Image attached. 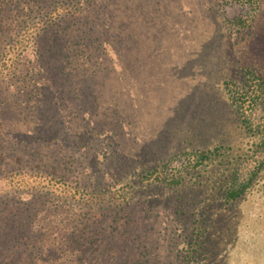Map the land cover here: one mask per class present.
<instances>
[{"label":"rangeland","instance_id":"1","mask_svg":"<svg viewBox=\"0 0 264 264\" xmlns=\"http://www.w3.org/2000/svg\"><path fill=\"white\" fill-rule=\"evenodd\" d=\"M69 1L18 0L4 6L3 18L15 17L21 27L10 44L8 34L0 36V264H129L125 258L140 257L141 264L155 257L169 264L176 253L165 252L162 243L170 230L202 243L197 248L198 259L205 260L201 263L264 264V181L237 201L224 196L228 179L244 183L264 163L263 148L248 160L238 159L256 149L225 85L242 79L239 67L264 69V0L252 6L228 0L225 11L221 0H73L79 2L75 12ZM59 17L58 27L51 22ZM75 17L79 24L69 22ZM239 18H249V26H234ZM127 24L138 36L126 59L128 73H118V58L103 55L94 67L116 71L108 80L93 76L100 85V107L90 109L109 114L118 126L102 129L99 136H76L78 119L56 109L52 84L60 75L65 79L58 67L71 66L70 57L59 56L72 46L65 38L53 41L75 27L77 34L91 30L95 36L103 28L121 30ZM40 30L47 32L36 38ZM94 44L86 52L96 49L95 61L102 51ZM13 64L18 75L8 74ZM33 71L43 85L42 98L20 86ZM110 99L117 108L102 106ZM259 109H253L256 115ZM59 130L69 132L66 140L49 143L50 134ZM216 146L223 149L216 151ZM191 149L211 153L194 167L185 152ZM52 166L58 176L67 166L68 186L74 187L77 178L80 190L48 175ZM156 167L152 178L141 175ZM171 174H180L181 180ZM263 177L264 167L258 180ZM93 189L96 193L89 195ZM82 214L85 234L82 229L76 234L88 245V238L98 235L99 263L92 255V260L75 258L81 256L78 240L66 239V228ZM178 248L184 263L189 247L182 243Z\"/></svg>","mask_w":264,"mask_h":264},{"label":"trees","instance_id":"2","mask_svg":"<svg viewBox=\"0 0 264 264\" xmlns=\"http://www.w3.org/2000/svg\"><path fill=\"white\" fill-rule=\"evenodd\" d=\"M18 0H0V36L3 37L4 35L8 34L9 35V41L8 43H12L15 39L13 35L17 36V33H19V28L21 27V24L19 23L18 20H16L15 17L13 18H3V14L5 12L4 6L6 4H9L10 7H12L15 2ZM240 2H247L248 6H252L254 1L256 0H239ZM228 3V0H221L220 6L222 8L226 7L225 4ZM79 2H75L73 0L69 1V5L73 8L74 12L78 8ZM106 8V7H105ZM158 11H160V8H158ZM225 11V8H224ZM75 15V14H74ZM73 15V16H74ZM114 17L115 15L109 16V18ZM63 18H57L52 24L56 25L59 27V22ZM123 19V18H122ZM128 19V17L126 18ZM31 19L23 22L24 26L30 21ZM74 21V25L79 24V18H73L70 19L69 22ZM250 19L249 18H239L237 20H233V25L236 26L239 24V26H242L243 28H246L249 26ZM83 24L81 26L83 27ZM16 29V30H15ZM98 30L97 34L95 36L92 35L91 30H81L82 34L85 35L84 37L82 34H77V29L72 28L69 30V32H65L59 35V37L55 38L53 43H57L58 41L61 42L63 38H65V41L67 40L66 43L68 45H71L72 48L71 50H67L66 54L64 53V56L60 55L59 57L61 58H69V64L67 67L64 66H59L58 67V73L64 76V80H62L61 75L56 79L53 80L52 84L55 87L54 92V97H55V106H57V110L62 113V110L64 112L70 111L72 115L76 116L78 121H76V128L78 131L76 132V136L81 135V134H86L89 136H99L102 134L101 131L102 129L106 127H111L113 126L114 128L118 126V121L117 119L112 118L109 116V114H92L90 112V109L94 107H100V104H98L97 101V94L99 92V84L98 82L93 78V76H96L97 73H99L102 77H104L106 80L111 78L110 73L116 71V68L114 66L109 69V68H101L99 67H94L99 63L101 57L103 58V55L105 58H109L112 56H115L118 58V63L119 67L121 68V71L118 70V73H125V75L128 73V66H126V59H128L129 55L132 53V44L136 41L135 37L137 36L136 30H130V25L127 24L125 28H119L116 27V30ZM126 29V30H125ZM41 32L38 33L36 38L43 34H46L47 30H40ZM140 36L144 37L146 36V33H142ZM138 37V36H137ZM127 41L125 42L124 40ZM83 41V43H81ZM98 42V49H101L102 53L100 54L101 56H98V58L94 61L93 60V55L96 51V49L93 52H86L88 50H92V47L95 45L94 42ZM138 44V42L136 41ZM117 47V48H116ZM51 51L54 52V54H60L59 50L57 48L51 49ZM25 49L21 51L23 53ZM69 51V52H68ZM51 52V53H53ZM64 52V51H63ZM151 52V50H150ZM156 56V54H154ZM151 56L149 55V59ZM149 59L146 61L148 62ZM72 60V63H71ZM85 60V61H84ZM89 63L90 65H87ZM79 65L81 68H79ZM85 65L86 67H83ZM73 66V67H72ZM239 67V66H238ZM238 67H236L238 69ZM66 68L71 69V72H69ZM143 70L145 69V66L142 67ZM141 68V69H142ZM38 72L40 69L35 68ZM18 71L17 65L13 64L12 67L8 70V74L13 73L14 75ZM33 71L27 72L22 80H20V86L23 87L22 91H26V93H32L33 91L38 92V98H42V86L37 82V76L36 72ZM126 71V72H125ZM239 75L242 76V79L239 81H236L235 78L231 79L230 81L226 82V87H227V92L230 95V100L232 103V106H234L236 113L239 115V121L240 125L242 128L246 130L247 136L252 140L253 145H255V151L253 154H248V157H254L261 148L264 149V69L261 70H256V69H251L250 67H239L238 72ZM130 74V73H129ZM22 77V75H20ZM125 81H123L124 83ZM51 87V86H47ZM66 87V88H65ZM233 87V88H232ZM97 88V89H96ZM65 89V91H63ZM137 90L136 87H132L131 91ZM58 91V92H57ZM120 92L124 93L122 88L120 87ZM30 98H33V94L30 95ZM14 98V97H13ZM54 104V103H53ZM134 105V104H133ZM102 106L108 108H117V105L113 103V100L110 99L109 102H105L102 104ZM259 107L260 113L256 115V112L254 113L253 109L255 107ZM41 107V106H39ZM124 108L130 107V104H125L122 106ZM248 107V108H245ZM247 110L249 112H247ZM57 111V112H58ZM106 117V119H105ZM57 121H59L58 118H55ZM50 123H55L54 119L50 121ZM123 123V122H121ZM38 127H43L42 120H40L39 124H37ZM70 130V128L68 127ZM71 131V130H70ZM110 131V130H107ZM60 130L51 133L50 134V139L47 141L49 143L51 142H64L69 135L68 131H64L62 134H60ZM65 136V137H63ZM42 138H40L41 140ZM216 151H219L223 149V146H216L214 148ZM188 155L190 164L192 166H199L201 163H203L207 157H209L211 153V149H208L206 151H199L197 149H191V150H186L185 151ZM81 157V156H80ZM247 157V158H248ZM238 159L240 161L245 160V155L238 156ZM169 163L168 161H164L160 168H163L167 166ZM194 166V167H195ZM264 167V163L257 164L255 168H253L249 173L248 177L244 181V183L237 184L238 182V177H235L233 179H228L229 183L226 185L225 188V200L230 202V201H237L240 198H243L246 195H252L254 187L257 185L258 181H264V177L258 180V175L261 171V169ZM57 168V167H56ZM68 167L66 166L63 170L64 175L58 176L56 172H54L53 166L51 167V172H48V175H51V177L57 178L60 184L68 186L69 185V180L65 178V173H68L66 171ZM159 168V169H160ZM78 170H75V173ZM158 169L157 167L149 170V169H144L141 172V175L144 176L145 178L149 179L152 178L155 173H157ZM88 172V169H87ZM83 173V170L80 171V175ZM238 174L237 170L235 172ZM234 173V174H235ZM50 177V176H48ZM173 179L176 180H181L180 174H171L170 176ZM52 178H49L50 181ZM257 178V181L255 182ZM54 179V178H53ZM55 180V179H54ZM53 182V181H52ZM80 182L79 179L75 178L73 180V183L75 184L74 187L71 188H76V190H80V186L78 183ZM79 187V188H77ZM134 189V187H132ZM83 191L86 190L84 187L82 189ZM79 193H83L80 191ZM89 195L92 194L94 195L96 192L93 189L92 192H88ZM85 194V192L83 193ZM126 203H129V199H126ZM85 215L82 214V218L80 221L74 224L73 227H64L63 230L66 228L68 229V233L66 232V239L70 238V240H78L77 245H76V250H78L79 255L75 258H82V256L88 257V260L91 259L90 255H92L94 258H96V262H100L97 257L100 254V250L97 248V245L100 241V238H98L97 234H94V237H89L88 241H90L91 244L88 245L87 239L82 238L76 234V231L78 229H82L83 233L85 234V230L82 225V219ZM176 232L174 230H170L169 236L163 241L162 245L164 246L165 252L167 253H172L175 252L176 254L173 256V259L169 260V264H204L201 263V261L205 260H200L198 259V252L197 248L203 247L202 243L198 242V239H190L189 235L187 237L184 236V234H180L178 236H174ZM175 237L176 238V243H175ZM185 244L188 245L189 250L187 252V255L184 256V263H180L181 258L180 257V250H179V245L180 244ZM94 244V245H93ZM205 244V243H204ZM93 245V246H92ZM177 246L176 248H174ZM159 246H155V249H158ZM84 254V255H83ZM58 255V254H57ZM136 261L129 260L128 258H125L127 263L129 264H141L143 262V259L140 258H132ZM92 260V259H91ZM75 261V260H74ZM113 263V261L111 260ZM123 263V261H122ZM125 264V263H123ZM148 264V263H147ZM149 264H159V259L154 258L149 261Z\"/></svg>","mask_w":264,"mask_h":264},{"label":"flooded vegetation","instance_id":"3","mask_svg":"<svg viewBox=\"0 0 264 264\" xmlns=\"http://www.w3.org/2000/svg\"><path fill=\"white\" fill-rule=\"evenodd\" d=\"M247 157H248V155H245V160H248V158H247Z\"/></svg>","mask_w":264,"mask_h":264}]
</instances>
